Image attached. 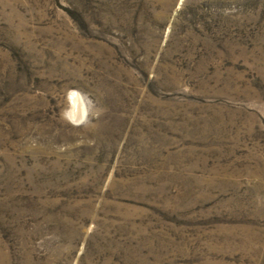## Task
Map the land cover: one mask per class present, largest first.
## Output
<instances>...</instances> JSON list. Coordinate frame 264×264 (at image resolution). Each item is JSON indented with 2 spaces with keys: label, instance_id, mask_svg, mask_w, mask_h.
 Returning a JSON list of instances; mask_svg holds the SVG:
<instances>
[{
  "label": "rangeland",
  "instance_id": "rangeland-1",
  "mask_svg": "<svg viewBox=\"0 0 264 264\" xmlns=\"http://www.w3.org/2000/svg\"><path fill=\"white\" fill-rule=\"evenodd\" d=\"M0 264H264V0H0Z\"/></svg>",
  "mask_w": 264,
  "mask_h": 264
}]
</instances>
